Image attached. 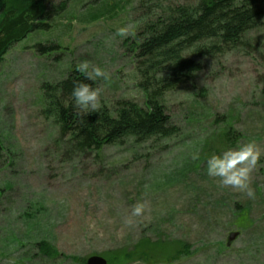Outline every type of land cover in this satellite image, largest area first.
<instances>
[{"label":"rangeland","instance_id":"rangeland-1","mask_svg":"<svg viewBox=\"0 0 264 264\" xmlns=\"http://www.w3.org/2000/svg\"><path fill=\"white\" fill-rule=\"evenodd\" d=\"M67 1L49 30L15 45L0 66V264H86L92 256L108 264H264V166L253 173L254 199L205 172L208 156L236 146L220 137L229 125L242 133L239 143L264 148V29L166 96L175 137L80 154L45 113L44 84L88 60L111 74L95 82L100 109L142 105L144 96L126 46L135 0ZM125 25L131 34L117 36ZM50 43L60 50L36 52ZM138 201L148 207L128 225Z\"/></svg>","mask_w":264,"mask_h":264},{"label":"trees","instance_id":"trees-1","mask_svg":"<svg viewBox=\"0 0 264 264\" xmlns=\"http://www.w3.org/2000/svg\"><path fill=\"white\" fill-rule=\"evenodd\" d=\"M134 3L131 14L136 30L126 46L133 58L137 87L144 96L142 105L119 100L111 109L82 113L73 106V82L84 81L93 87L96 83L85 80L78 70L41 88L45 113L54 119L60 139L74 152L95 153L129 141L144 145L175 137L178 129L167 114L166 96L193 85L206 61H217L247 46L249 34L264 29V0ZM67 8V0H0V66L15 45L34 32L49 30L48 23ZM35 50L49 56L60 47L50 43L37 45ZM220 137L226 144L237 145L242 133L229 125ZM2 158L0 146V167Z\"/></svg>","mask_w":264,"mask_h":264},{"label":"clouds","instance_id":"clouds-1","mask_svg":"<svg viewBox=\"0 0 264 264\" xmlns=\"http://www.w3.org/2000/svg\"><path fill=\"white\" fill-rule=\"evenodd\" d=\"M131 25L121 26L117 29L116 35L127 38L131 32ZM77 70L87 81L109 82L110 72L94 65L88 60L77 64ZM73 106L84 114L99 111L101 108V89L93 87L92 84L84 81H74L71 92ZM192 160L200 159L199 150L191 154ZM264 148L255 139H249L238 143L235 147H228L219 153H213L206 159L205 172L209 178L217 179L222 187L231 188L245 193L249 198L256 196L255 189L251 187L253 173L264 166ZM148 205L146 201H138L132 206L129 216L125 218V223H134V217H141ZM95 227V224H90Z\"/></svg>","mask_w":264,"mask_h":264},{"label":"water","instance_id":"water-1","mask_svg":"<svg viewBox=\"0 0 264 264\" xmlns=\"http://www.w3.org/2000/svg\"><path fill=\"white\" fill-rule=\"evenodd\" d=\"M237 236L238 234H232L229 237V243L233 242L237 238ZM86 264H108V261L100 256H92L87 260Z\"/></svg>","mask_w":264,"mask_h":264}]
</instances>
